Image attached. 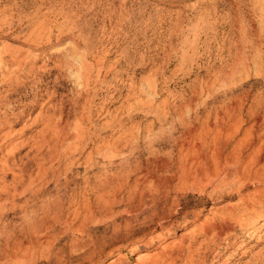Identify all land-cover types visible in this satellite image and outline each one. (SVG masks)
Wrapping results in <instances>:
<instances>
[{"label": "rangeland", "instance_id": "1", "mask_svg": "<svg viewBox=\"0 0 264 264\" xmlns=\"http://www.w3.org/2000/svg\"><path fill=\"white\" fill-rule=\"evenodd\" d=\"M229 1L0 0V50L7 56L6 60L12 56L32 59L39 55L42 61L36 71L43 75L37 87L22 89L14 97L19 102L28 96L29 101L36 99L40 104L30 117L25 118L30 120L27 127L22 123L5 131H12L9 140L23 141V145L14 150L12 146L5 148L0 153V162H27L33 157L31 145L44 127L50 106L67 102L64 109L71 111L66 125L67 142L63 144V151L66 149L67 153L65 161L47 176L43 185L33 189L34 193L29 191L21 198L16 197L13 204L11 201L7 204L8 214L14 212L15 215H8L0 226L5 231L0 234V264H82L84 258L93 252L94 245L102 244L103 237L106 243L114 244L115 240L127 236L125 232L114 235L113 223L124 225L125 220L130 219L136 232L143 228L141 215L126 214L127 202L120 205V216L113 223L96 222L83 237H78L75 228L67 232L62 221L49 220L41 226L40 218L44 206L71 199L73 190L83 185L84 177L90 178L91 183L97 176L104 179L106 163L101 161L98 167H92L89 162L96 145L112 149L115 159L112 173L119 177L158 159L171 166L163 169V173L170 175L178 170L187 153L182 151V143L201 140L200 133L209 109L208 86L214 81L215 71L220 69L222 60L228 58L227 49L231 42L239 36L241 13L233 6L230 11ZM250 1L246 0L243 8L247 14L246 22L258 29L260 16L251 12ZM232 27L234 34L231 33ZM31 33L43 39V44L38 42L41 44L37 43L35 47L23 45ZM59 53H71L73 62L76 58H86V64L93 67L87 88L83 82L76 83L73 70L53 68ZM48 58H52L51 64L46 63ZM244 89L249 92L250 99L264 95V78L252 76ZM79 92L83 96L75 107L73 103ZM222 92L219 86L214 90L218 107L223 102ZM50 96H56V100L47 104ZM75 127L86 132L84 142L90 143L87 142L88 146H83L79 152L72 148ZM94 143L96 145H92ZM45 154L46 151L42 153ZM1 163L0 170H3ZM33 177H37L36 169ZM6 179L10 183L13 176L8 175ZM206 183L207 190H204V184H189L176 191L179 203L176 228L165 232L158 229L157 245L150 250L143 247V234L138 233L134 237L138 242L124 247L121 254L123 264H138L137 260L143 255L152 253V250L161 252L166 245L178 244L185 234L188 237L185 245L193 239L201 243L204 237L200 236V224L223 216L227 212L226 205L239 199L211 200L213 187L209 186L211 182ZM246 193H253V190ZM21 207L24 208L19 210ZM243 207L240 205L238 209ZM258 212L263 213L252 221L251 227L246 230L236 228L232 235L233 246L218 242L222 246L215 248L213 254L222 252L223 248L224 251L218 254L216 263L223 264L227 259L229 264H250L264 253V207ZM186 217L188 219L181 223ZM34 221L42 233L35 253L26 259H21L20 253L16 258L19 242H28L19 228ZM49 231L55 234L57 247L50 250L45 244ZM151 235L145 236L149 239ZM88 244L90 247H85ZM114 245L125 244L117 242ZM57 256L62 260L59 261ZM111 260L110 257L103 258L100 264H110Z\"/></svg>", "mask_w": 264, "mask_h": 264}, {"label": "bare ground", "instance_id": "2", "mask_svg": "<svg viewBox=\"0 0 264 264\" xmlns=\"http://www.w3.org/2000/svg\"><path fill=\"white\" fill-rule=\"evenodd\" d=\"M229 2L230 11L233 6L241 13V17L238 18L241 24L239 33L237 32L239 36L231 42V46L227 49L228 58L222 60L220 69L215 71L214 81L208 86L209 109L205 122H203L205 126L200 133L201 140L181 142L182 151H187V153L178 170L170 175L167 174L168 172L163 173V169L167 170L171 166L158 159L145 167H136L119 177L112 173L115 160L112 149L109 146L102 148L94 143L92 145H96V149L90 154L89 162L93 165L92 167H98L101 161L106 163L104 179L97 176L91 183L90 178L84 177L83 185L73 190L72 198L67 202L50 203L43 207L40 218L43 222L41 226H45L49 220L62 221L64 229L68 232L75 228L74 231L78 237H83L84 233L88 232V229L96 222L113 223L116 217L120 216L118 208L124 202L128 203L126 214L143 217L144 226L139 232L132 228L131 221L133 220H125L124 225L113 223L114 235L121 232L127 234L126 237L114 242L125 245L115 246V243H106L103 237L102 244L97 247L94 245L93 252L91 251L92 253L84 258L82 264H100L106 257L112 258L110 264H123L121 254L124 247L127 244H136L138 241H135L134 237L138 233L143 234V239H141L145 242L143 247L148 250L156 247V239L160 236L156 235L158 229L165 232L176 228V216L179 214L176 191L189 184L203 185L211 182L209 185L213 187L211 200L226 201L234 200L236 197L239 199L236 203L226 205L227 212L223 216L213 217L202 225L200 224V236L204 237L201 243L193 239L185 245L184 242L188 238L185 234L181 236L178 244L166 245L162 247L161 252L152 250V253L143 255L137 260L138 264H218L216 263L217 256L224 251L223 248L222 252L216 250L217 254H213L215 248L220 249L222 246L218 242L222 241L229 247L233 246L232 235L236 228L246 230L252 226V221L257 220L261 216L260 213H263L258 210L264 207V95L250 99V94L244 87L252 76L264 78V0L250 1L251 12L253 15L260 16L258 29H254L249 22H246L247 14L243 9L247 3L246 0H230ZM233 27L232 34H234ZM34 35L36 34H32L22 44L31 47L37 46L38 42L43 44V39H39V36L34 37ZM48 42H50L49 38ZM59 54L56 56L57 60L55 59L53 68L58 71L73 70L76 83L83 82L87 88L93 67L86 64V58L78 60L76 58L73 62L70 59L73 57L71 53ZM6 57L0 50V89H4L0 92V142H2L0 153H3L7 147L12 146L14 150L23 145V141L9 140L8 137L12 131H5L22 123L27 127L30 120H25V118L30 117L33 109L40 103L36 99L29 101L26 95L24 101L19 102L15 101L14 97L22 89L29 88V86L30 88L37 87L43 78V75L36 71L39 69L38 64L42 61L39 55L32 59L12 56L6 60ZM51 60L52 58H48L46 63L51 64ZM46 63H43L44 66ZM101 65L104 66L103 63ZM109 71H107L108 74ZM218 86L223 89V102L219 107L216 105L217 95L214 93ZM79 93L73 103L75 107L83 96ZM53 96L49 97L47 104L56 100V96L55 98ZM64 105L66 106L67 102L66 104L58 102L49 107L44 127L37 140L31 145L33 157L27 162L13 161V164H10L8 160L0 162L3 165V170H0V226L8 219V215H15L14 212L8 214L10 210L7 209V204L10 201L13 204L16 197L21 198L29 191L34 193L33 189L43 185L47 176L54 173L55 168L65 161L67 153L66 149L63 151V144L67 142L66 125L71 111L67 112ZM82 119L83 117L79 122ZM75 131V142L72 148L79 152L83 146H88V141L84 142L87 134L79 127H75ZM44 151L47 154L42 155ZM37 161L40 162L37 164ZM35 169L38 178L33 177ZM8 175L13 176L10 183L6 179ZM213 180L216 182L213 183ZM205 184L203 185L204 190H207L208 185ZM250 189L253 193H246ZM240 205H244L241 210L238 209ZM243 216L248 217L243 218ZM136 217L134 218L137 219ZM187 219V217L182 218L181 223ZM35 221L20 226V233L26 236L28 242L27 244L19 242L15 253L16 258L20 257V253H22L21 259L29 258L35 253L37 242L42 237L39 225H35ZM258 223L263 225L262 221ZM46 229L53 230L51 227ZM3 231L0 229V234ZM50 233L45 236V244L49 250L56 247L55 234ZM146 234L152 235L147 239ZM85 247L90 246L88 244ZM108 248L110 250L107 252ZM57 259L59 260L58 256ZM222 263L229 264L227 259ZM250 264H264V253Z\"/></svg>", "mask_w": 264, "mask_h": 264}]
</instances>
